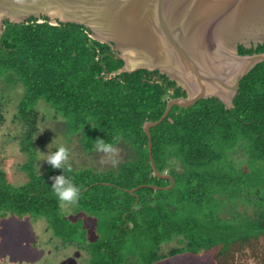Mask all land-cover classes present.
<instances>
[{
	"label": "trees",
	"instance_id": "trees-1",
	"mask_svg": "<svg viewBox=\"0 0 264 264\" xmlns=\"http://www.w3.org/2000/svg\"><path fill=\"white\" fill-rule=\"evenodd\" d=\"M239 51L263 52L264 43ZM123 65L113 45L84 25L51 24L47 16L5 21L0 106L6 89L22 88L16 117L33 127L23 139L28 181L1 176L0 215L45 220L62 244L87 250V264H153L211 249L218 264L237 253L264 264V61L243 78L231 109L217 97L200 99L175 105L151 128L153 158L174 178L171 188L163 187L169 178L154 174L144 124L186 93L159 71L119 72ZM42 100L64 121L68 139L79 136L89 152L97 138L123 144L125 160L104 170L66 163L64 172L50 164L39 172L31 135ZM62 172L81 188L76 204L53 192L52 177ZM71 212L94 216L98 237L89 240L84 217L72 220ZM172 243L178 245L163 250Z\"/></svg>",
	"mask_w": 264,
	"mask_h": 264
},
{
	"label": "water",
	"instance_id": "water-1",
	"mask_svg": "<svg viewBox=\"0 0 264 264\" xmlns=\"http://www.w3.org/2000/svg\"><path fill=\"white\" fill-rule=\"evenodd\" d=\"M43 16L51 24L84 25L93 38L112 44L124 61L119 72L159 71L185 91L168 100L158 120L144 124L154 174L171 181L164 188L174 178L156 167L151 128L175 105L200 99L217 97L231 109L243 78L264 61V51H239L264 43V0H0V33L6 20Z\"/></svg>",
	"mask_w": 264,
	"mask_h": 264
},
{
	"label": "rangeland",
	"instance_id": "rangeland-1",
	"mask_svg": "<svg viewBox=\"0 0 264 264\" xmlns=\"http://www.w3.org/2000/svg\"><path fill=\"white\" fill-rule=\"evenodd\" d=\"M2 85L0 83V87ZM9 88L5 90L6 99L0 106V178L4 176L9 182L21 185L28 181V175L23 167L30 160L29 151L23 147V139L33 126L16 117L22 88L17 86ZM38 111V120L31 140L34 142L36 167L39 172H43L48 165L44 160L47 153L55 151L59 145L69 149L66 163L76 168L93 167L104 170L118 166L125 160L128 153L125 145H116L118 152L115 158L118 163L113 165L112 158L103 153H97L95 150L87 151L79 136L68 139L64 121L59 116H54L52 108L45 101L39 102ZM240 155L241 152H238L235 156ZM260 165L264 166V164ZM81 216L85 220L88 239H96L99 233L94 216H85L83 212L68 214L72 220ZM176 245L178 244H169L163 250L168 251ZM248 251L250 252V249ZM215 253V249L203 250L199 254L180 253L153 264H218L214 259ZM246 254L247 256L243 254L242 257L236 255L229 264H257L251 257L252 254ZM88 259L89 253L83 247L75 243L62 244L61 240L53 235L52 230L47 228L45 220L19 218L13 214L0 215V264H87Z\"/></svg>",
	"mask_w": 264,
	"mask_h": 264
},
{
	"label": "clouds",
	"instance_id": "clouds-1",
	"mask_svg": "<svg viewBox=\"0 0 264 264\" xmlns=\"http://www.w3.org/2000/svg\"><path fill=\"white\" fill-rule=\"evenodd\" d=\"M94 150L97 153H103L105 156L112 158L111 163L116 165L118 160L115 158L118 152L115 143L107 142L103 138H97L94 142ZM69 158V149L63 145L56 147L55 151L48 152L44 160L54 169L65 170L66 162ZM70 168V165L67 166ZM52 177V189L60 202L76 204L79 201L81 188L67 179L63 174Z\"/></svg>",
	"mask_w": 264,
	"mask_h": 264
},
{
	"label": "built area",
	"instance_id": "built-area-1",
	"mask_svg": "<svg viewBox=\"0 0 264 264\" xmlns=\"http://www.w3.org/2000/svg\"><path fill=\"white\" fill-rule=\"evenodd\" d=\"M39 21H42V20H39Z\"/></svg>",
	"mask_w": 264,
	"mask_h": 264
}]
</instances>
